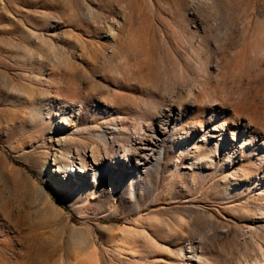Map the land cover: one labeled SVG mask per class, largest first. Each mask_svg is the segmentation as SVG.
<instances>
[{"label":"rangeland","instance_id":"1","mask_svg":"<svg viewBox=\"0 0 264 264\" xmlns=\"http://www.w3.org/2000/svg\"><path fill=\"white\" fill-rule=\"evenodd\" d=\"M0 264H264V0H0Z\"/></svg>","mask_w":264,"mask_h":264},{"label":"bare ground","instance_id":"2","mask_svg":"<svg viewBox=\"0 0 264 264\" xmlns=\"http://www.w3.org/2000/svg\"><path fill=\"white\" fill-rule=\"evenodd\" d=\"M209 135H210V134H209ZM151 141H152V140H151ZM155 141H156V140H154V142H155ZM219 143H220V142H219ZM219 145H220V144H217V146H215V147L219 148ZM94 150H95V147L92 148V152H94ZM81 161H82V158H81ZM128 164H129V166H131V168H133V165H131L130 163H128ZM95 174L98 175V174H99V171L97 170V171L95 172Z\"/></svg>","mask_w":264,"mask_h":264}]
</instances>
